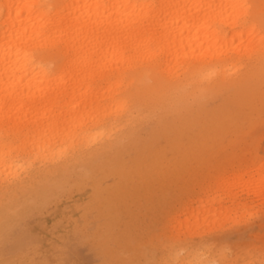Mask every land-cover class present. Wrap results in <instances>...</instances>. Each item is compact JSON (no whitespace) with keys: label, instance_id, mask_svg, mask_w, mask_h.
<instances>
[{"label":"rangeland","instance_id":"obj_1","mask_svg":"<svg viewBox=\"0 0 264 264\" xmlns=\"http://www.w3.org/2000/svg\"><path fill=\"white\" fill-rule=\"evenodd\" d=\"M258 4L248 24L264 35V0ZM243 61L246 85L235 80L197 96L198 83L184 81L176 106L141 101L146 117L122 126L107 148L70 166L30 164V182L42 184L9 194L20 202L0 212V264H184L188 253L205 264L237 257L258 264L264 190H253L264 180V70L257 60ZM246 169L250 181L245 175L233 186ZM80 221L95 223L98 238L78 240Z\"/></svg>","mask_w":264,"mask_h":264},{"label":"bare ground","instance_id":"obj_2","mask_svg":"<svg viewBox=\"0 0 264 264\" xmlns=\"http://www.w3.org/2000/svg\"><path fill=\"white\" fill-rule=\"evenodd\" d=\"M259 13L258 0H0V212L42 184L30 164L65 167L107 148L146 117L141 101L176 106L190 79L197 96L246 85L244 58L264 70V35L248 24ZM263 190L264 180L253 193Z\"/></svg>","mask_w":264,"mask_h":264},{"label":"snow or ice","instance_id":"obj_3","mask_svg":"<svg viewBox=\"0 0 264 264\" xmlns=\"http://www.w3.org/2000/svg\"><path fill=\"white\" fill-rule=\"evenodd\" d=\"M233 7L243 9V10H250L252 8V5L250 4H238L234 5ZM262 26H264V21H262ZM42 54L39 52L32 53V61L35 62L36 59L41 56ZM43 67V65H42ZM239 68L233 69L234 72L239 71ZM90 144L96 143V141H89ZM63 153H61V156ZM208 181L214 182L217 181L219 178L214 176H209ZM239 211V210H237ZM76 237L80 241H87V240H93L98 238V233L96 229L95 223H89L88 221H80L77 224L76 227ZM32 247H38L37 243L35 241L32 242ZM223 249L221 250V253H223ZM123 264H180V261L172 260V259H149V260H137V259H129L127 261H124ZM184 264H205L202 260H191V261H185ZM210 264H257V261L250 260V259H241L239 257L237 258H225L221 260H214L210 262ZM258 264H264V255H262L261 259L259 260Z\"/></svg>","mask_w":264,"mask_h":264}]
</instances>
